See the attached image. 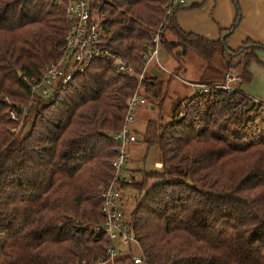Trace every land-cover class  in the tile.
<instances>
[{
    "label": "trees",
    "instance_id": "1",
    "mask_svg": "<svg viewBox=\"0 0 264 264\" xmlns=\"http://www.w3.org/2000/svg\"><path fill=\"white\" fill-rule=\"evenodd\" d=\"M103 1L106 45L139 71L165 0ZM182 5L167 16L162 48L217 54L223 73L234 70L239 82L227 91L218 86L225 75L200 78L212 83L208 90L178 95L168 119L147 118L142 139L158 145L162 165L139 179L130 172L128 184L143 190L130 225L148 264H264V101L243 87L264 44L246 39L232 49L223 30L217 39L184 30L176 17ZM65 6L66 0H0V264L106 258L109 239L94 227L104 219L102 188L114 174L112 132L122 126L137 77L96 57L53 99L31 96L24 77L58 57ZM161 75L143 79L158 105Z\"/></svg>",
    "mask_w": 264,
    "mask_h": 264
},
{
    "label": "built area",
    "instance_id": "2",
    "mask_svg": "<svg viewBox=\"0 0 264 264\" xmlns=\"http://www.w3.org/2000/svg\"><path fill=\"white\" fill-rule=\"evenodd\" d=\"M60 1L54 0L55 3ZM185 1L165 0L162 19L156 28L150 31L148 40L143 43L141 55L144 60L141 69L137 71L122 54L111 49L105 43L107 27L106 13L102 9L104 1L66 0L65 19L67 27L62 42L57 47L58 57L49 61L38 75L24 77L30 95L41 99H53L60 90L66 88L76 72L83 71L96 57H107L116 72L128 73L137 77L135 90L125 99L127 111L122 126L120 130L112 132L115 156L111 165L114 174L110 182L102 188L101 210L104 219L94 227L95 231L105 232L109 239V245L106 258L98 261V264H114V259L119 253L116 245L127 243L126 246H129L136 242L129 217L125 216L121 206V193L124 185L130 183L132 178V174L130 172L125 173V171H128L129 166L128 144L136 140L137 135L134 128L135 118L139 108L147 103L146 97L139 88L141 89L144 84L143 79L151 72L152 66L164 68L159 55L162 49L161 32L173 6L177 3L184 4ZM238 82V74L229 70L226 73V79L224 78V81L218 86L231 91ZM190 85L194 87L191 92H202L208 90L212 83L197 81L191 82ZM9 115L16 118L14 110H9ZM132 262L133 264H148L147 259L142 254L133 255Z\"/></svg>",
    "mask_w": 264,
    "mask_h": 264
},
{
    "label": "rangeland",
    "instance_id": "3",
    "mask_svg": "<svg viewBox=\"0 0 264 264\" xmlns=\"http://www.w3.org/2000/svg\"><path fill=\"white\" fill-rule=\"evenodd\" d=\"M256 53H258L257 50ZM176 54L177 58H179L178 61L177 58L173 55L170 58H167L164 52L160 53V58L162 64L164 65V68H159L162 71V90L160 92V97H164V100L160 105H158L159 97H153L151 94H148V92L145 90V84L142 85L141 89L139 88L140 92L146 97L147 104H144L145 113L142 114L140 113L141 111H139L135 118L134 128L137 130L136 140H134L135 142L132 141L128 144L130 166L131 169L134 170L130 171L134 172V176L138 179L141 177L143 170L151 171L156 168L159 169L162 165H160L162 161L158 145L155 143L148 144L142 139V130L145 126L147 118L158 117L159 115H162L164 116V118L168 119L170 105L176 99V97L178 95L180 97H183L188 94L189 90H193L192 86L189 84L191 82H197V80H188L190 77L202 79L214 78L216 80H220L222 78V74L225 75L226 79L227 72L223 73V69L221 67L222 61L220 59V56H218L217 54H215L211 58H207L190 46L183 47L182 49L180 45L176 46ZM153 64L156 65V63ZM179 64H181L180 67H178ZM256 64L261 65V63L258 61H256ZM166 71H169L168 73L171 74V80L169 79L170 76H168V73ZM231 71L234 72V70ZM246 85L247 83L243 85V87L248 91L246 92L254 96L255 93H252V91H250V89H248ZM260 100L264 101V98H261ZM151 105H153V108H151ZM155 161H157V164H155ZM153 181V178H149L147 182L151 183ZM142 193V189L133 187L130 184L124 185L121 193V206L126 217L129 216V213L133 208L136 200L139 196L142 195ZM126 244L127 243H124L123 245H116L119 253L114 259V264H133L132 256L141 254L136 242L131 243V245H129L130 247L126 246Z\"/></svg>",
    "mask_w": 264,
    "mask_h": 264
},
{
    "label": "crops",
    "instance_id": "4",
    "mask_svg": "<svg viewBox=\"0 0 264 264\" xmlns=\"http://www.w3.org/2000/svg\"><path fill=\"white\" fill-rule=\"evenodd\" d=\"M190 5L195 6L190 7ZM237 8L239 9L237 25L234 28H230L236 16ZM176 17L182 29L200 33L209 39H217L221 30H223V35L227 33L226 43L232 49L239 47L246 39L264 44V0H188L177 11ZM167 37L172 38V35L167 33ZM161 52H164L167 58L172 55L177 58L176 46L171 50L163 47L160 50ZM257 52L256 61L260 62L261 65L256 64V61L250 62L249 68L252 73V79L251 82L247 83L246 87L252 93H255L253 96L255 99L260 100L264 98V49L258 48ZM170 75L168 73V76ZM199 79L190 77L188 80L198 81ZM189 92L191 93L190 90ZM144 106L142 105L138 112L141 111L140 113L144 114ZM151 108H153V105H151ZM155 164H157V161H155ZM130 170L133 169L130 166L129 155L128 171H125V173L131 172Z\"/></svg>",
    "mask_w": 264,
    "mask_h": 264
},
{
    "label": "water",
    "instance_id": "5",
    "mask_svg": "<svg viewBox=\"0 0 264 264\" xmlns=\"http://www.w3.org/2000/svg\"><path fill=\"white\" fill-rule=\"evenodd\" d=\"M224 35H222V38H223ZM151 73H153L154 75H157V76H160L162 74V71L157 68V67H154L152 66L151 69H150ZM18 74L21 75V71L18 70ZM162 163H160L161 165Z\"/></svg>",
    "mask_w": 264,
    "mask_h": 264
}]
</instances>
